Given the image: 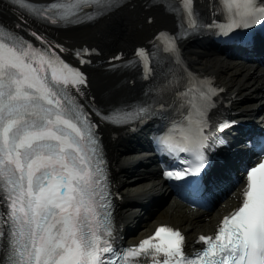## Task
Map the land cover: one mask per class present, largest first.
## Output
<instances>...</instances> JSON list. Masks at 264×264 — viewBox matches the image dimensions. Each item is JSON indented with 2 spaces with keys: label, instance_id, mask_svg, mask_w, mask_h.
Wrapping results in <instances>:
<instances>
[{
  "label": "snow or ice",
  "instance_id": "6c2138e0",
  "mask_svg": "<svg viewBox=\"0 0 264 264\" xmlns=\"http://www.w3.org/2000/svg\"><path fill=\"white\" fill-rule=\"evenodd\" d=\"M220 2L225 20L209 27L222 35L264 21V0ZM12 3L52 24L74 23L82 16L95 19L112 6L111 0H74L71 7L31 0ZM192 5L193 0H182L179 9L184 35L201 27ZM18 30L22 24L0 25V264H264V159L245 169L240 205L222 218L214 234L199 236V250L185 253L184 236L169 226L157 227L136 246L116 247L97 125L72 95L73 89L82 95L80 86L87 78L61 59L67 51L62 45L31 32L41 45L34 46ZM177 38L166 33L157 37L166 53L177 51ZM74 54L86 64L90 61L83 57L93 53L84 48ZM135 57L129 66L139 63L147 80L153 74L149 52L139 48ZM193 91L198 97L184 100ZM216 94L206 80L199 89L189 87L178 94L190 105L188 115L173 121L156 141L166 153H186L190 159L182 161L187 165L182 170L165 171L168 178L179 180L204 168L208 111ZM150 112V105L137 104L131 111L113 109L104 115L97 110L95 115L129 124ZM229 126L225 122L219 128Z\"/></svg>",
  "mask_w": 264,
  "mask_h": 264
},
{
  "label": "bare ground",
  "instance_id": "6f19581e",
  "mask_svg": "<svg viewBox=\"0 0 264 264\" xmlns=\"http://www.w3.org/2000/svg\"><path fill=\"white\" fill-rule=\"evenodd\" d=\"M126 16L123 14L119 17V21L108 22L100 27L102 31L101 41L108 42V47L113 43L129 46L133 40L141 37L142 33L128 28ZM113 28L117 29L116 33H113ZM189 52L196 65L216 72L221 81L231 86V91H234L237 86L242 87L243 90L240 94H247L243 101L245 109L255 108L259 105L264 106V67L226 59L203 51L199 46H190ZM107 79L111 81L114 80V77L109 74ZM132 95L133 93L130 94V96ZM245 118L261 120L264 123V111H259L257 115L249 113ZM122 146V144L117 146L116 151L120 160L121 180L127 193L124 220L127 227H134V232L129 234V241L136 240L138 236L149 232L156 223L164 221L181 226L187 231L188 237L191 239L196 232L207 230L213 226L222 213L234 207L233 197L225 199L209 210L191 209L181 199L168 197L162 199V205H160L161 203L158 206L154 204L148 211L143 205L154 202V195L156 193L160 195L162 188L157 183L154 170L150 173L144 172L151 168V164L143 165V163L150 161L147 152L128 155L122 152L125 147L122 148Z\"/></svg>",
  "mask_w": 264,
  "mask_h": 264
}]
</instances>
